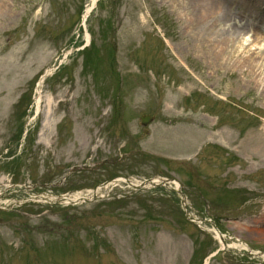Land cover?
<instances>
[{
	"label": "rangeland",
	"instance_id": "1",
	"mask_svg": "<svg viewBox=\"0 0 264 264\" xmlns=\"http://www.w3.org/2000/svg\"><path fill=\"white\" fill-rule=\"evenodd\" d=\"M175 1L4 0L0 264H263L264 86L224 43L190 46L218 5L229 45L264 64V5ZM119 177L176 180L229 248L167 189L31 201Z\"/></svg>",
	"mask_w": 264,
	"mask_h": 264
},
{
	"label": "bare ground",
	"instance_id": "2",
	"mask_svg": "<svg viewBox=\"0 0 264 264\" xmlns=\"http://www.w3.org/2000/svg\"><path fill=\"white\" fill-rule=\"evenodd\" d=\"M6 1H8V0H5V2ZM222 1H223V5L227 4L229 2H232V0L231 1L222 0ZM96 2H97V0H92L93 7L95 6ZM236 3L239 5V7L242 6L241 5L242 2H236ZM262 5H264V0H262ZM1 6L2 7L4 6V0H0V14L2 13L1 12L2 11ZM205 6H206V4H205ZM212 6L213 5H210V8H207V7H204L203 9L201 8L202 13H203L202 16L204 17V19L201 20L200 22H198L197 24L192 25L195 28L194 31H197L198 34H196V39L194 38L196 43L190 47L191 48L194 47V49H198L199 47H201V48L207 47L208 46L207 44H212V46L214 47L216 45V43H220V44L224 43L225 47L227 49H234V50H232L230 57L233 54L238 52L239 56H240V60H239L240 63L248 61L246 64L249 67L253 68V69L249 68V70H248L249 76L253 77L254 75L257 74V72H259V74H257V76H256V80H258L260 85L264 86V78L262 76V72L264 70L263 62H257V60L255 58V54H253L251 51H249V50L247 51L245 49H243L242 51H238V50H236V45H229L230 41H232V38H236V36L235 35L233 36V32L229 31V29L220 28V24L223 23L224 21L231 20V18H230L231 16H229L230 14L228 13V11L224 7H220L218 5H214L213 7ZM242 7L245 8V6H242ZM91 9H92V7L88 8L84 18L88 17ZM224 10H226L227 13ZM262 12L264 14L263 9H262ZM190 20L191 19L188 20L189 23H191ZM256 41H258L257 38H256L255 42ZM197 43H200V45H202V46L197 45ZM256 44H257V42H256ZM233 46H235V47L233 48ZM256 57L259 58V55ZM259 60H260V58H259ZM45 124H48V120H46ZM42 142L45 143V141L43 139H42ZM153 182H154L153 184H155V183H158L159 180L155 179ZM129 186H133V184L129 183ZM148 186H151V184ZM176 186L180 187V185L177 183H176ZM80 195L81 194H78V197H74V199H78ZM54 199H55V197L52 200H54ZM42 202H46V199H44ZM213 232L215 234V237L219 240V242H221L222 237L219 235V233L215 229H213Z\"/></svg>",
	"mask_w": 264,
	"mask_h": 264
},
{
	"label": "water",
	"instance_id": "3",
	"mask_svg": "<svg viewBox=\"0 0 264 264\" xmlns=\"http://www.w3.org/2000/svg\"><path fill=\"white\" fill-rule=\"evenodd\" d=\"M150 120L151 119L149 117H143L142 118L143 125H147L150 122Z\"/></svg>",
	"mask_w": 264,
	"mask_h": 264
}]
</instances>
